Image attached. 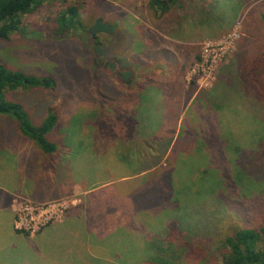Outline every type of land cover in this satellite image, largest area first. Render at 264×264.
I'll list each match as a JSON object with an SVG mask.
<instances>
[{
	"label": "rangeland",
	"instance_id": "rangeland-1",
	"mask_svg": "<svg viewBox=\"0 0 264 264\" xmlns=\"http://www.w3.org/2000/svg\"><path fill=\"white\" fill-rule=\"evenodd\" d=\"M178 1L164 6L156 0H54L24 15L19 30L0 39V62L54 80L50 88H17L8 97L34 117L33 125L43 121L49 108L58 116L49 133L55 151L35 150L13 128L12 142L0 135V185L17 187L12 225L20 234L10 240L1 226L0 264H151L163 248L180 259L186 249L197 256L182 259L183 264H215L213 255L219 252L214 246L231 232L230 226L247 228L264 221V183L252 184L243 176L239 186L229 180V187L220 192L224 200L220 198L212 215L218 220L203 235L200 226L199 242L183 221L192 211L186 220L191 224L205 216L201 207L192 208V186L238 170L245 163L243 150L264 128L262 117L247 113L249 92L225 100L210 94L219 68L232 60L241 43L242 17L255 16L254 6L261 0ZM73 3L79 7L82 29L54 35L55 12ZM201 7L215 9L224 19H214V13L207 19L199 13ZM97 18L114 25V32L92 38L89 28ZM176 45L191 51L173 54L174 59L171 50ZM116 72L125 79L119 80ZM7 121L2 126H8ZM30 149L37 152L33 172L42 175L54 163L65 164L70 176L64 174L63 181L52 186L38 178L45 191L33 193L32 183L20 181L25 172L20 164ZM7 153L16 155L19 163L12 174L2 165ZM131 153L135 156H128ZM157 183L163 195L176 196L180 204L174 197L173 205L159 202L154 207L149 202L145 210L133 208L146 202L144 191L157 195ZM253 206L259 208L256 214ZM178 209L184 218L164 231ZM74 211L80 217L68 216Z\"/></svg>",
	"mask_w": 264,
	"mask_h": 264
},
{
	"label": "trees",
	"instance_id": "trees-1",
	"mask_svg": "<svg viewBox=\"0 0 264 264\" xmlns=\"http://www.w3.org/2000/svg\"><path fill=\"white\" fill-rule=\"evenodd\" d=\"M50 1L52 2L54 0H0V39H8L11 33L19 30L24 15L36 11ZM156 2L164 4V6L180 3L178 0H156ZM254 7L255 9L258 8L255 16L250 17V14L244 17H242L243 15L241 16L243 29L241 43L234 52L232 60L219 68L216 80L211 87L210 94L214 99L225 100V97L230 96L233 99L238 93L245 92L248 94L249 92L250 103L248 106L251 110L249 111L250 108L248 107L247 113L251 112L254 117H262L259 120V123H261L262 119L264 120V14H261L260 10H263L264 12V9L260 8H264V0H261ZM78 10L79 7L74 3L71 5H61L51 19L53 20L52 33L56 36H60L63 33L64 35L67 34L74 28L81 30L82 22L78 19ZM201 12L205 14V17H212L213 15L211 13H214L215 16L217 15V11L211 7L207 10L201 7L199 8V13ZM190 16H194V14L192 13ZM217 16L218 17H214V19H224L219 15ZM210 17H207V19ZM252 17H254V19ZM249 19L251 20L249 21ZM97 34L102 33L89 32V35L92 38H95ZM175 50L181 56L182 54L184 55L191 51V48L186 45H176ZM91 71H93L92 68ZM117 73L118 72H116V75ZM117 77L119 80L125 79L120 75H117ZM53 84L54 80L51 77H35L26 71L12 69L10 65L0 62V135L2 133L6 134V138H4L6 143L12 142L11 137L15 135L11 132V129L13 128L14 132L20 137V140H23L24 138L30 141L35 150H56L55 144L49 139V133L52 131L58 120L55 110L49 108L47 113L44 114L45 118L43 121L36 126L31 122V120H34V117L30 114L28 115L24 110L23 105L16 100H13L12 97H8L9 92L13 89L20 88L24 90L27 88H50ZM5 120H8V123H5L8 126H2L1 123ZM253 136V141L250 143L251 147L243 150V154L246 156L245 163H242L238 170L224 173L225 178L223 174H221L220 180H218L217 176L205 178L200 180L197 185H193L190 189L192 194H194V197L192 196V208L193 206L201 207L205 212L203 220L198 224L196 222L191 224L186 221L191 219V216L194 215L193 211L186 214V220H183L189 233L191 228L195 230L194 235L196 238L203 235L205 232L208 233V227L214 225L218 220V218H215L212 215L218 211L221 202L224 200L223 197H225V194H220V192H224L225 188L227 189V187H229L226 186L229 184V180L234 186H239L238 184L241 182L240 176H243L248 180L252 179L251 182L254 181L252 184H255L256 182L264 183V128H262V132H258ZM219 146L224 149L226 148L223 143H219ZM1 147L2 145L0 144V148ZM67 149L68 148H66V150ZM35 150L30 149L26 159L20 164V167L24 169L26 174L35 175L32 170L36 163V156H34V153L37 154V152ZM190 152L191 150L187 151L186 154H190ZM7 154L8 156H12L9 153ZM182 154L183 152L181 151L178 156ZM23 156H26V153L23 154ZM16 166H19L17 161ZM56 167L54 166V172L56 174L55 180H53V177H50L48 174L39 176L38 178L44 183L50 184L51 186L54 185L57 178L60 176V172H56ZM171 171L172 168L169 171L170 174ZM168 179L170 182L172 181L171 176H168ZM157 184V187L154 189L157 191V195H151L150 197L144 191L142 198H144L146 202L139 203V206L143 204V206H145L143 209L145 210L147 209L146 204L149 202H152V206L159 204V202L162 206L163 202L173 205L172 199L174 197L180 204V200L176 196L166 197L163 195L166 194V192L163 191V186L160 183ZM167 188L169 189L168 194L171 195V183H168ZM154 190L150 191L149 189L150 193L154 192ZM230 194H232V192ZM220 198H222V201ZM206 201L207 203H205ZM262 202L263 206L261 208V213H264V199ZM213 205H216V207ZM205 206H207V211H205ZM199 208H194L195 212L199 210ZM208 209L214 211H209ZM229 209L240 208L238 206L230 207ZM258 211L259 208L253 206L254 214ZM176 217L175 220L169 221L167 224L168 228H165L164 231H170V227L174 228L179 223L177 222L178 219L184 218L182 217L180 209L177 210ZM201 225H203V233L200 235ZM229 231L231 232L222 236V242H219L214 246V251L219 252V255H216V257L213 255L214 261L216 260L215 264H264V221L247 228L230 226ZM181 233L183 232H179L178 235H181ZM200 239L201 238H198L194 241L199 242ZM180 252L183 256L182 259L191 260L190 258H197V256H193V253H190L191 251H187V249ZM153 256L155 260L150 262L151 264H183L182 259L178 257L179 255H176L175 251H171L170 248H163L159 254ZM168 260L172 261L169 262Z\"/></svg>",
	"mask_w": 264,
	"mask_h": 264
},
{
	"label": "crops",
	"instance_id": "crops-1",
	"mask_svg": "<svg viewBox=\"0 0 264 264\" xmlns=\"http://www.w3.org/2000/svg\"><path fill=\"white\" fill-rule=\"evenodd\" d=\"M171 52H172V54H171L172 56L175 55V56L179 57V54L176 52V50H171ZM175 56H174V59H175ZM110 147H111V145H110ZM130 150H132V153H134L136 156H138L137 147L136 146H132ZM158 150H159V148H158ZM132 153L129 154L128 156H135ZM108 154L113 155V154H111L110 151H109ZM147 156H151V155L147 154ZM4 157H5L6 164H2L3 168L6 170L7 174H12L13 171L11 170V168L16 166V161H17L16 160V156H4ZM14 161H15V163H14ZM66 167H67V165H65V164H62L61 167H59L57 165L56 172L59 171L60 172V176L57 178L56 182H62L63 181L62 177L64 176V174L65 175H69L68 170H67ZM65 168H66V170H65ZM50 170L52 171V174H50ZM45 171L46 172L44 174H42V175L48 174L50 177H53V179L55 180L56 174L54 172V165L53 166L51 165V169H47L46 170V168H45ZM13 173H15V172H13ZM34 173H35V175H30V174H26L25 172H23V174H22L23 175V179L20 178V181H25L26 180V181L32 183L31 191L33 193H35V194L43 193V191H45V190H44V188L41 187V184L37 181V178L39 176H42V175L37 174L36 172H34ZM17 176H18V173H17ZM15 193H18V190H17L16 186H12L11 184L10 185H6L5 184L3 186L0 185V229H1V226L3 225L4 228H5L4 230L6 232L10 233V240H17V238L20 237V234L17 231L14 230V227L12 225V222H13V218H12V213H13V211H12V200L13 199L12 198H13V194H15ZM135 205L137 207H133V206L132 207L133 208H141V209L145 207V206H143V204H141V206H139V204H135ZM89 208H91V207L89 206ZM68 216L69 217H73V218L76 219V218L80 217V214H77V212L74 211V213L68 214ZM41 236L43 238H45L46 234H42ZM23 239H25V238H23ZM29 239L32 240V238H29ZM45 240H47V238H45L44 241ZM53 263L54 264H58L57 260H54ZM69 263H71V262H69Z\"/></svg>",
	"mask_w": 264,
	"mask_h": 264
},
{
	"label": "water",
	"instance_id": "water-1",
	"mask_svg": "<svg viewBox=\"0 0 264 264\" xmlns=\"http://www.w3.org/2000/svg\"><path fill=\"white\" fill-rule=\"evenodd\" d=\"M114 30H115L114 25L105 22L101 18L95 19V21L89 28L90 33L101 32V33L112 34Z\"/></svg>",
	"mask_w": 264,
	"mask_h": 264
}]
</instances>
